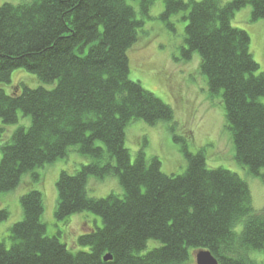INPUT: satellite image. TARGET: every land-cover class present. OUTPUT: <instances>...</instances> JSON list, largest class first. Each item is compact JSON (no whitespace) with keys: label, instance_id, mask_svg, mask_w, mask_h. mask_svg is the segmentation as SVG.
<instances>
[{"label":"trees","instance_id":"trees-1","mask_svg":"<svg viewBox=\"0 0 264 264\" xmlns=\"http://www.w3.org/2000/svg\"><path fill=\"white\" fill-rule=\"evenodd\" d=\"M131 1H135L136 5ZM156 0H29L0 6V84L17 68L41 86L21 94L0 87L3 125L31 117L0 145V196L25 175L31 188L21 198L23 219L13 224L8 247L0 239V264H187L191 252L210 250L219 264H258L264 251V213L257 212L248 181L224 167H210L206 150L195 153L179 131L173 108L130 77L129 50L139 41ZM162 17L183 14L187 49L200 56L210 98L219 97L231 131L235 159L250 176L264 179V70L247 30L234 27L248 5L264 19V0H163ZM174 30V24L167 22ZM45 84H54L48 88ZM143 120L166 122L187 159L181 174L162 170L158 157L141 149L135 160L126 128ZM5 127L0 128L2 137ZM75 150L89 159L57 181L55 217L66 221L93 212L103 225L82 232L73 252L62 232H48L43 193L34 187L39 168ZM117 177L123 194H89L90 178ZM10 216L0 209V222ZM241 226L240 230L237 228ZM150 241L158 246L148 249ZM110 254L111 260H105Z\"/></svg>","mask_w":264,"mask_h":264},{"label":"rangeland","instance_id":"rangeland-1","mask_svg":"<svg viewBox=\"0 0 264 264\" xmlns=\"http://www.w3.org/2000/svg\"><path fill=\"white\" fill-rule=\"evenodd\" d=\"M29 0H0V6L6 2L19 4ZM201 1V0H197ZM230 0H224L227 2ZM136 5L135 1H131ZM138 10L139 18L144 20L139 35V41L129 50L130 77L169 104L175 113V121L179 131L189 140V149L195 153L205 148L207 164L210 167H224L239 173L245 178L251 188L253 204L257 212L264 213V179L250 176L235 159V149L231 131L227 128L225 113L219 97L210 98L207 93L206 78L199 68L200 56L192 52L187 58L183 50L187 49L185 28L188 20L183 14L164 19L163 0H156L148 16ZM174 24V30L168 23ZM234 27L245 29L251 37L250 50L255 60L264 70V19H252L250 5L238 10L232 21ZM42 83L38 77L25 68H17L12 73L11 82L0 84L8 93L21 94L23 88H36ZM52 88L54 84H45ZM31 117L19 111L18 122L3 125L0 118V128L5 127L0 145L11 139L20 127H29ZM126 147L129 148L132 160L143 149L148 158L158 157L162 162V170L168 174H181L187 168V159L181 151L180 144L172 137V132L166 122L154 126L143 120L133 121L126 128ZM2 151L0 149V160ZM89 163V159L79 152L72 150L68 157L39 168L42 179L34 183V187L43 193L45 210L43 219L47 223L48 232H62V241L73 251L86 250L77 244L79 235L84 231L94 230L103 225L100 216L93 212H81L72 215L66 221H58L55 211L58 204L57 181L63 169L72 173L81 164ZM264 173V171L262 172ZM31 176L25 175L22 183L15 190L5 192L0 196V209H8L10 216L0 222V239L10 247L13 243L11 228L13 224L23 219L21 203L22 196L29 191ZM111 193L123 194V189L117 177H107L102 180L90 178L89 194L93 197H106ZM241 226L237 228L240 230ZM156 241H150L148 249L158 246ZM199 251L191 252L187 264H197L196 255ZM252 257L258 264H264V251H255Z\"/></svg>","mask_w":264,"mask_h":264},{"label":"water","instance_id":"water-1","mask_svg":"<svg viewBox=\"0 0 264 264\" xmlns=\"http://www.w3.org/2000/svg\"><path fill=\"white\" fill-rule=\"evenodd\" d=\"M110 254L105 256V260H111ZM197 264H219L218 259L212 254L210 250H200L196 255Z\"/></svg>","mask_w":264,"mask_h":264}]
</instances>
